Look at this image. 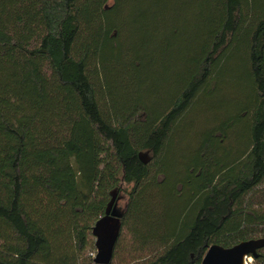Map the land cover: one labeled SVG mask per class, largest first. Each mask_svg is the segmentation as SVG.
<instances>
[{"label": "trees", "instance_id": "16d2710c", "mask_svg": "<svg viewBox=\"0 0 264 264\" xmlns=\"http://www.w3.org/2000/svg\"><path fill=\"white\" fill-rule=\"evenodd\" d=\"M184 1L0 0V264H97L92 227L123 183L132 187L111 261L125 229L147 251L136 264H201L208 245L264 228V207L245 200L264 192V0H204L191 57L159 76L151 52L165 63L180 47L159 38L157 12L163 20ZM232 48L249 96L206 116L195 160L175 174L169 151ZM166 189L189 191L181 215L205 201L158 227L149 202ZM253 260L264 264V247Z\"/></svg>", "mask_w": 264, "mask_h": 264}, {"label": "rangeland", "instance_id": "374dc122", "mask_svg": "<svg viewBox=\"0 0 264 264\" xmlns=\"http://www.w3.org/2000/svg\"><path fill=\"white\" fill-rule=\"evenodd\" d=\"M187 1L189 3L186 2L183 7L173 8L166 12L164 16L165 19L163 20L160 19L161 15L157 12V20L160 22L158 28L160 31L159 38L162 41V38L164 39L167 36L180 47L179 49L173 47L172 56L169 57V60L165 63H161L162 57L158 49L151 52L152 58H155L154 67H152V69L164 71L163 73L158 72L159 76L165 73V68H169V70L183 69L185 61L191 57L192 49L196 47L201 40V33L206 30L207 24L205 22V17L207 13L202 5L204 0ZM258 1L259 0H253L254 4ZM161 23L163 27H161ZM171 30H178L176 31L177 35L172 36ZM245 70V63L241 50L232 48L230 55L226 59L218 85L211 93L205 94L202 106L194 108L193 112H191L192 114L185 119L181 126V131L178 134V138L175 139L169 151L167 163L171 170L179 171L178 173L175 172V174L181 173L180 170L184 168L186 163L195 160L193 147L195 146V141L203 135L202 131L205 126L204 121L206 116H215V112H218L221 116L223 109L233 110L235 105L238 106L240 100L249 96L250 91L246 84ZM173 76L172 73L170 77ZM166 80L158 83L157 92L159 91V93H162L167 98L171 92L168 89V82ZM118 91V96L124 92L122 89ZM200 129L202 130L200 131ZM131 187L132 184L123 183L120 189L115 193L116 207L120 211L125 208ZM163 192L165 194H162ZM163 192L161 190L158 193L154 192V197L152 199V196L150 197L153 201L150 200L149 202V205L153 207L150 219L155 220L158 227L166 226L169 229L172 228L173 225H175V221L179 219V216L181 219L185 218V220H190L197 208L205 201V196L201 194L194 206L185 209V212L181 215V211L184 210L183 208L189 198V191L177 198L169 197V189L163 190ZM245 200L249 201L252 207H264L263 185L251 191L249 195L245 196ZM253 237H264V228L254 234ZM146 252L147 251H141L136 247V242L130 232L125 229L122 232L119 247L110 264H136ZM250 257L251 262H248V264H258L253 260L252 256Z\"/></svg>", "mask_w": 264, "mask_h": 264}, {"label": "water", "instance_id": "95a60500", "mask_svg": "<svg viewBox=\"0 0 264 264\" xmlns=\"http://www.w3.org/2000/svg\"><path fill=\"white\" fill-rule=\"evenodd\" d=\"M139 158L146 162V152H139ZM116 189L110 191V200L104 214L98 218L92 233L95 237V254L93 260L97 264L111 262L115 242L120 231L122 211L116 207ZM264 247V237L241 240L231 246L213 243L207 246L201 264H246L245 257L256 256L257 250Z\"/></svg>", "mask_w": 264, "mask_h": 264}, {"label": "built area", "instance_id": "2783aa9c", "mask_svg": "<svg viewBox=\"0 0 264 264\" xmlns=\"http://www.w3.org/2000/svg\"><path fill=\"white\" fill-rule=\"evenodd\" d=\"M250 263L251 262V257L250 256H247V257H245V263Z\"/></svg>", "mask_w": 264, "mask_h": 264}, {"label": "bare ground", "instance_id": "6f19581e", "mask_svg": "<svg viewBox=\"0 0 264 264\" xmlns=\"http://www.w3.org/2000/svg\"><path fill=\"white\" fill-rule=\"evenodd\" d=\"M246 264H248V263H246Z\"/></svg>", "mask_w": 264, "mask_h": 264}]
</instances>
